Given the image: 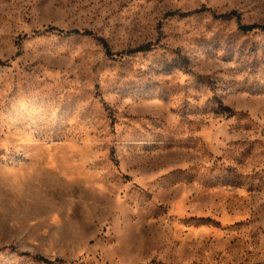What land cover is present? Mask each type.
<instances>
[{
	"label": "rangeland",
	"instance_id": "obj_1",
	"mask_svg": "<svg viewBox=\"0 0 264 264\" xmlns=\"http://www.w3.org/2000/svg\"><path fill=\"white\" fill-rule=\"evenodd\" d=\"M253 25L264 0H0V264H264Z\"/></svg>",
	"mask_w": 264,
	"mask_h": 264
},
{
	"label": "trees",
	"instance_id": "obj_2",
	"mask_svg": "<svg viewBox=\"0 0 264 264\" xmlns=\"http://www.w3.org/2000/svg\"><path fill=\"white\" fill-rule=\"evenodd\" d=\"M240 31L242 32H250V31H253V30H261V31H264V27H260V26H241L239 27ZM45 32H56L58 34H64L66 36H70V35H75V34H79V31H70V32H63L61 30H58L54 27H50V28H47ZM83 34H87V33H83ZM90 35V34H89ZM101 44L103 46V48L105 49V52L108 56H111V53L109 52L108 50V47L106 46L105 42L101 40ZM1 64V63H0ZM45 262V261H44Z\"/></svg>",
	"mask_w": 264,
	"mask_h": 264
}]
</instances>
